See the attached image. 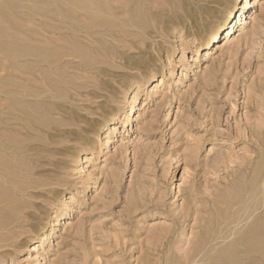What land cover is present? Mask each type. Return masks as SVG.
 Here are the masks:
<instances>
[{"label":"rangeland","instance_id":"1","mask_svg":"<svg viewBox=\"0 0 264 264\" xmlns=\"http://www.w3.org/2000/svg\"><path fill=\"white\" fill-rule=\"evenodd\" d=\"M253 1L0 0V264H183L220 193L256 203Z\"/></svg>","mask_w":264,"mask_h":264},{"label":"bare ground","instance_id":"2","mask_svg":"<svg viewBox=\"0 0 264 264\" xmlns=\"http://www.w3.org/2000/svg\"><path fill=\"white\" fill-rule=\"evenodd\" d=\"M90 5H93V3H90ZM251 5L257 6L255 1L246 0L244 8ZM238 8L237 2L231 5L230 10L222 17L221 26L204 40L203 45L205 47L209 48L220 34L226 35L220 42V48L228 46L232 38V35H230L232 28L236 26V22H234L236 14L234 16L233 13ZM262 171V167L258 166L254 177V180L262 179L260 181V190H258L256 195V203L251 204L250 202L254 196L250 195V197L245 198L242 189L238 192L230 189L220 193L217 199L216 235L206 241L203 239L197 245H193L191 250L185 255L183 264H264V177L262 176ZM1 185L6 188L4 183ZM253 194H256V192L253 191ZM5 200V198L0 196V204L5 202ZM2 220H4L3 217L0 218V228H5L9 225ZM209 227L210 225L207 229Z\"/></svg>","mask_w":264,"mask_h":264}]
</instances>
